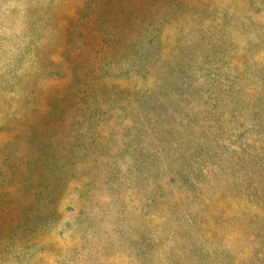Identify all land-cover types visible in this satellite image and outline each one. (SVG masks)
<instances>
[{"label":"rangeland","instance_id":"1","mask_svg":"<svg viewBox=\"0 0 264 264\" xmlns=\"http://www.w3.org/2000/svg\"><path fill=\"white\" fill-rule=\"evenodd\" d=\"M0 264H264V0H0Z\"/></svg>","mask_w":264,"mask_h":264}]
</instances>
